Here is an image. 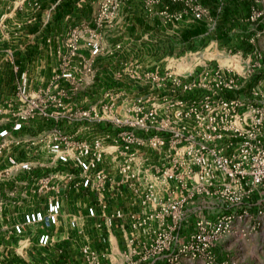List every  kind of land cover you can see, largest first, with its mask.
Here are the masks:
<instances>
[{"label": "built area", "instance_id": "1", "mask_svg": "<svg viewBox=\"0 0 264 264\" xmlns=\"http://www.w3.org/2000/svg\"><path fill=\"white\" fill-rule=\"evenodd\" d=\"M130 1L100 0L93 23L47 38L46 55L22 59L11 32L0 35L10 89L0 96V206L22 215L1 230L19 237L43 225L37 244L47 246L66 193L86 189L90 218L118 202L104 218L129 230L121 259L88 245V264H229L219 260L222 241L264 235V57L252 45L221 63L210 52L216 38L157 65L145 41L109 47L103 28ZM142 2L178 31L208 14L198 0ZM104 52L113 61L100 70Z\"/></svg>", "mask_w": 264, "mask_h": 264}, {"label": "crops", "instance_id": "2", "mask_svg": "<svg viewBox=\"0 0 264 264\" xmlns=\"http://www.w3.org/2000/svg\"><path fill=\"white\" fill-rule=\"evenodd\" d=\"M40 8L36 10L34 2L28 0L17 13L11 10L12 0H0V23L6 27H0V35L10 33V40L20 49L18 56L25 59L29 56L28 49L34 47L40 55L48 53L47 38L54 39L65 36L73 25L79 23H93V19L99 8L100 0H70L72 10L65 16L57 18V5L62 0H38ZM45 2V5H44ZM198 2L208 10V14L203 18L190 21L182 20V28L172 27L163 23L159 15L149 16L145 11L142 0H131L122 7L119 17L114 25L103 28V37L109 47H116L118 41H129V44L139 45L140 41L147 42L149 53L155 52L153 47H158L157 63L159 58H163V46L168 44L172 38H179L180 32L184 29H195L198 25L207 30V33H214L219 21V13L222 12V5H214L212 1L198 0ZM212 3V4H211ZM182 3L173 6L174 9L183 8ZM159 10V7H157ZM21 14V18L18 15ZM21 25V27H20ZM202 29V30H203ZM3 30L6 31L3 33ZM18 30L17 33H12ZM239 27H232L229 31L239 32ZM201 35V34H200ZM231 35L232 34L231 32ZM5 37V36H4ZM6 38V37H5ZM55 39V40H56ZM33 43V44H30ZM26 45V49L23 46ZM3 46V42L0 43ZM149 47V48H148ZM161 47V48H160ZM50 52V51H49ZM36 53V52H35ZM118 54V49L115 50ZM113 59L104 52L98 58L99 69L103 70ZM1 64V63H0ZM0 65V96H7L10 89L8 84V65ZM94 203V198L86 189L70 190L66 193L63 211L57 225L51 226L52 239L47 246H39L37 237L39 233L47 231L43 225L24 226V233L15 236L6 233L1 229L6 224L21 221V214H15L16 207L4 202L0 206V264H88L83 248L91 246L106 256L114 259H121L122 251L125 248V241L129 238L128 228L122 224L118 216L112 218V224H108L104 218L115 214L121 206L118 202L109 203L105 209L100 210V215L96 218L88 216L87 207ZM36 208L44 207L41 201L37 200ZM125 207V206H123ZM104 212V215H103ZM75 219L77 225L72 226L71 220Z\"/></svg>", "mask_w": 264, "mask_h": 264}, {"label": "rangeland", "instance_id": "3", "mask_svg": "<svg viewBox=\"0 0 264 264\" xmlns=\"http://www.w3.org/2000/svg\"><path fill=\"white\" fill-rule=\"evenodd\" d=\"M253 7L251 9L250 15L248 17H243L242 15L235 20L234 22H244L247 21V25L249 27L250 33L247 38L243 39L247 43H250L258 49L259 52L262 53L264 57V0H252ZM21 14L18 15L19 18ZM254 17L255 21L252 19ZM240 20V21H239ZM232 27H239L241 29V25H233ZM231 27V28H232ZM242 30H239V32ZM234 34V37H237L230 44H221L217 48H211L210 52L212 54H218L221 59V63H226V56L228 54H232L237 52V50L242 49L238 47L237 44L239 42L238 36L240 34H236V31H230V33ZM259 33V34H258ZM253 38L252 43L250 40ZM127 49L129 51H133L135 48L131 42L126 41ZM209 52V51H208ZM153 54H156L153 52ZM155 59V58H154ZM154 59H152V64L154 63ZM156 62V61H155ZM155 63L154 65H157ZM160 65H165V62L160 63ZM181 67V65H180ZM263 73L259 74V76H264V68ZM219 260L220 261H228L229 264H264V235L261 233L254 234L246 239H237V238H228L222 241L219 245ZM199 264V263H196Z\"/></svg>", "mask_w": 264, "mask_h": 264}, {"label": "trees", "instance_id": "4", "mask_svg": "<svg viewBox=\"0 0 264 264\" xmlns=\"http://www.w3.org/2000/svg\"><path fill=\"white\" fill-rule=\"evenodd\" d=\"M212 1L214 5L218 3L221 4L222 1H225V4L222 5V12L219 13V23L217 24V29L213 33H208L207 30L203 29L202 26L198 25L195 29H183L180 32L179 38L174 37L168 44L163 46L162 53L165 54H173L176 51H184L186 48H198L200 46H204L211 38H216L219 40L221 44H230L232 43L237 37H234L230 33V29L233 25L239 24L241 25V34L238 36L239 42L237 44L238 47H241L243 50H250L251 44L247 43L243 39L247 38L250 31L248 25L245 20L243 22L235 23V20L242 15L243 17H248L250 15L251 9L253 7L252 0H202ZM211 3V4H212ZM45 5V2H44ZM72 10V1L70 0H62L57 5V18L60 19L67 12ZM240 21V20H239ZM203 29V30H202ZM201 34V35H200ZM248 34V35H247ZM161 48V47H160ZM152 50L157 52L158 47H153ZM29 54H34L36 52L35 48L32 47L28 49ZM157 54V53H156Z\"/></svg>", "mask_w": 264, "mask_h": 264}]
</instances>
